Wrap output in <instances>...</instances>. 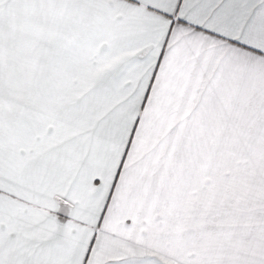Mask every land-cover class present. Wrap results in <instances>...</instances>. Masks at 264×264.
Instances as JSON below:
<instances>
[{
	"label": "snow or ice",
	"instance_id": "6c2138e0",
	"mask_svg": "<svg viewBox=\"0 0 264 264\" xmlns=\"http://www.w3.org/2000/svg\"><path fill=\"white\" fill-rule=\"evenodd\" d=\"M0 264H264V0H0Z\"/></svg>",
	"mask_w": 264,
	"mask_h": 264
}]
</instances>
